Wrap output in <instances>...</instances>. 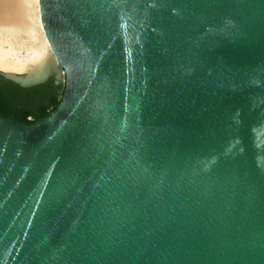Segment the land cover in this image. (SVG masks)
Listing matches in <instances>:
<instances>
[{"label":"water","instance_id":"water-1","mask_svg":"<svg viewBox=\"0 0 264 264\" xmlns=\"http://www.w3.org/2000/svg\"><path fill=\"white\" fill-rule=\"evenodd\" d=\"M39 2L57 65L0 76L66 88L0 116V264H264V0Z\"/></svg>","mask_w":264,"mask_h":264},{"label":"bare ground","instance_id":"bare-ground-1","mask_svg":"<svg viewBox=\"0 0 264 264\" xmlns=\"http://www.w3.org/2000/svg\"><path fill=\"white\" fill-rule=\"evenodd\" d=\"M34 20L38 22L35 40L24 38L18 29L0 25V70L8 74L27 73L40 64L48 50L55 58L51 43L43 26L39 0H23Z\"/></svg>","mask_w":264,"mask_h":264},{"label":"flooded vegetation","instance_id":"flooded-vegetation-1","mask_svg":"<svg viewBox=\"0 0 264 264\" xmlns=\"http://www.w3.org/2000/svg\"><path fill=\"white\" fill-rule=\"evenodd\" d=\"M63 76L64 79L61 77L58 79L54 75L50 76L46 81L28 88L22 87L18 84L22 90L12 89L8 92L14 98V107L20 113L27 111L30 112L28 119L31 117V121L36 122L45 117L42 115L43 110L46 109L49 112L52 110V100L54 98H59L62 101L66 88V77L64 74Z\"/></svg>","mask_w":264,"mask_h":264},{"label":"trees","instance_id":"trees-1","mask_svg":"<svg viewBox=\"0 0 264 264\" xmlns=\"http://www.w3.org/2000/svg\"><path fill=\"white\" fill-rule=\"evenodd\" d=\"M12 89L22 90V88L18 84L5 80L3 77L0 76V116L11 118L23 125H32L35 121H30L28 119V117L30 116V112L27 111L20 113L14 107V98L8 93ZM60 102L61 99L54 98L52 100V110L49 112L44 109L42 115L47 117L52 112L56 111Z\"/></svg>","mask_w":264,"mask_h":264},{"label":"rangeland","instance_id":"rangeland-1","mask_svg":"<svg viewBox=\"0 0 264 264\" xmlns=\"http://www.w3.org/2000/svg\"><path fill=\"white\" fill-rule=\"evenodd\" d=\"M1 71V70H0ZM1 72H3V73H6V72H4V71H1ZM22 75H25L26 73H21ZM61 78L62 79H64V76H63V74L61 73Z\"/></svg>","mask_w":264,"mask_h":264}]
</instances>
